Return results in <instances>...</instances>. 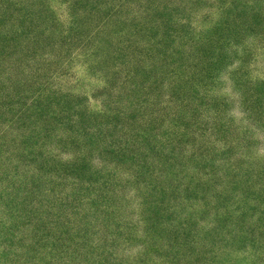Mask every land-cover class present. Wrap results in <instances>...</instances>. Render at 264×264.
<instances>
[{
    "label": "rangeland",
    "instance_id": "obj_1",
    "mask_svg": "<svg viewBox=\"0 0 264 264\" xmlns=\"http://www.w3.org/2000/svg\"><path fill=\"white\" fill-rule=\"evenodd\" d=\"M0 264H264V0H0Z\"/></svg>",
    "mask_w": 264,
    "mask_h": 264
}]
</instances>
